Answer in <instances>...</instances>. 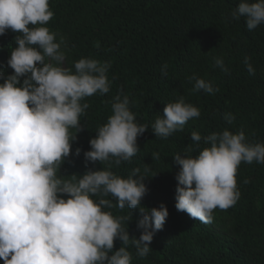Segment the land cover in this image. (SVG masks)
I'll list each match as a JSON object with an SVG mask.
<instances>
[{
	"label": "clouds",
	"instance_id": "clouds-1",
	"mask_svg": "<svg viewBox=\"0 0 264 264\" xmlns=\"http://www.w3.org/2000/svg\"><path fill=\"white\" fill-rule=\"evenodd\" d=\"M230 15L236 20L244 17L253 30L264 24V0H239ZM52 17L49 0H0V35L9 29L18 34L7 61L14 74L0 83V259L4 264H131L127 245L131 243L137 256L145 257L169 213L164 204L141 206L148 177L140 168L127 178L111 170L58 175L76 139L70 129L81 131L80 116L89 107L81 101L110 91V64L81 58L74 63V72L62 67L65 41L63 37L57 41V33L46 26ZM244 63L255 74L248 57ZM215 65L228 71L220 57ZM166 70L165 64L162 72ZM191 79L196 91H218L204 79L195 75ZM129 103L126 95L113 98L112 114L89 141L87 160L115 158L118 166L138 152L137 137L148 125L137 124ZM199 116V109L181 96L166 104L151 128L156 137L167 138ZM225 118L229 123L234 119L232 114ZM191 139L199 142L201 135L193 132ZM206 143L210 147L195 157H173L179 165L175 207L195 220L210 222L215 209L226 210L240 198L236 173L241 162L264 164V143H250L243 131L234 134L227 129L209 135ZM92 196L100 198L94 201ZM108 196L120 209L139 208L143 215L137 221L142 230L138 239L129 237L123 218L102 210L113 207L104 198ZM116 239L123 246L113 251Z\"/></svg>",
	"mask_w": 264,
	"mask_h": 264
},
{
	"label": "trees",
	"instance_id": "trees-1",
	"mask_svg": "<svg viewBox=\"0 0 264 264\" xmlns=\"http://www.w3.org/2000/svg\"><path fill=\"white\" fill-rule=\"evenodd\" d=\"M238 4L239 0H49L53 17L46 26L57 33V41L60 37L65 41L61 66L74 72V63L81 58L110 64V91L81 101L89 107L80 116L81 131L70 129L76 139L58 175L111 170L127 178L140 168L148 177L141 206L151 209L164 204L169 213L145 257H138L135 247L127 245L131 264H264V164L241 162L236 173L240 198L226 210L215 209L210 222L195 220L175 207L176 154L195 157L210 147L209 135L225 129L234 134L243 131L250 143H264V24L249 30L244 17L233 19L230 14ZM16 35L10 29L0 35V83L14 74L7 61L16 47ZM216 57L223 59L228 71L215 65ZM245 57L255 74L248 72ZM194 75L218 91L194 90ZM20 79L22 83L24 77ZM118 94L128 96L137 124L148 125L137 137L139 150L118 166L115 158L87 160L89 141L112 114ZM181 96L199 109L200 116L167 138L156 137L151 126L166 104ZM227 114L234 117L231 123ZM193 132L201 135L199 142L191 139ZM146 168L149 171L144 173ZM104 198L113 207L102 210L123 218L129 237L138 239L142 230L137 221L143 215L139 208L120 209L114 197ZM121 246L116 239L113 251Z\"/></svg>",
	"mask_w": 264,
	"mask_h": 264
}]
</instances>
